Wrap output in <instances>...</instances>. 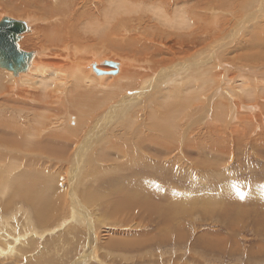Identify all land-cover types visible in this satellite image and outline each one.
I'll return each instance as SVG.
<instances>
[{
    "label": "bare ground",
    "instance_id": "obj_1",
    "mask_svg": "<svg viewBox=\"0 0 264 264\" xmlns=\"http://www.w3.org/2000/svg\"><path fill=\"white\" fill-rule=\"evenodd\" d=\"M191 1L0 0V13L9 10L2 14L26 26L17 44L31 53L26 70L0 66V264H67L72 256L70 264H125L126 258L134 261L129 249L139 248L138 238L146 235L129 233L130 220L145 218L144 229L158 223L166 238V219L179 221L188 213L184 206L196 203L193 208L207 214L235 211L223 208L221 196L205 184L226 176V166L247 144L255 151L264 144V0ZM95 69L105 72L99 76ZM138 84L136 94H144L130 97ZM156 102L161 117L155 116L161 112ZM172 105L182 114L168 122ZM120 108L133 111L122 125L110 119ZM147 129L158 133V141L171 140L176 160L184 144L186 152L200 150L207 158L185 165L159 159L154 165L148 146L136 152ZM33 154L63 157L64 165ZM146 166L203 178V191L179 193L175 185H155L152 176L135 177ZM128 170L135 176L120 180ZM111 174L116 176L105 181ZM91 183L106 192L85 187ZM225 183L214 189L225 194ZM151 194L159 207L150 206ZM108 244L114 249L103 251Z\"/></svg>",
    "mask_w": 264,
    "mask_h": 264
},
{
    "label": "rangeland",
    "instance_id": "obj_2",
    "mask_svg": "<svg viewBox=\"0 0 264 264\" xmlns=\"http://www.w3.org/2000/svg\"><path fill=\"white\" fill-rule=\"evenodd\" d=\"M186 1L187 2L185 4H187V3L190 4L192 2L191 0H186ZM1 9H2V7H1ZM4 12H2V10H1L0 15L4 16L2 14ZM7 12H5L4 14H11V12L9 10ZM0 18H2V17H0ZM109 84H110V82L108 83V85ZM110 85H112V82ZM138 85L136 86L137 89L135 88L136 90L134 88L131 89L133 91H131L132 94H130L131 95L130 97H132L133 95H134L133 98L135 97V95H136V97H142V95L144 93L139 92L140 93V94L138 93L139 95L136 94L137 90L141 89L142 84H138ZM138 87H139V89H138ZM149 89H150V87L147 86V88H146V86H145V88L142 90H149ZM129 98L125 97L124 102L125 103L132 102ZM176 98H178V97H175L172 99H176ZM117 99L118 98H116L115 100H117ZM115 100H113V101H115ZM142 103L143 102L140 101V104H142ZM117 107L118 106H116V108ZM155 107H157L158 109L161 110V104L159 102L155 103ZM130 113L133 114V111L131 109H125L124 110L123 108H120L118 111V114L114 113L110 117V119L112 121L116 120V122L118 121V125H122V123H124L125 121H128L130 119V117H129L130 115H128ZM156 113L158 115H155V116H160V117L163 116L162 110L160 113L156 110ZM181 114H182L181 110L178 111L177 107L172 105L171 113L164 120H168V122H170L171 119L177 121L180 119ZM182 124H184L183 121H182ZM146 132H147V135L143 136L144 140L138 143L139 144V146H138L139 151L138 150L136 151L137 154L138 153L141 154V151H145V146L146 147L148 146L146 148L145 153H148V155H150L151 157L154 156L153 161L159 160V159H167V160H169V162H171L170 158H173V156H172L173 151L172 152H170V151L172 149V146L174 145L171 142V140L169 139L170 140L169 144L166 143L164 140L158 141L155 139L157 134H158L156 131H155V133H153V131H151L150 129H147ZM161 135L162 134L160 133V138L163 137ZM152 138H154V139H152ZM56 139L57 140L59 139L58 141H60V142L64 141L63 138H61V137H58V138L56 137ZM261 139H264V134H262ZM252 146L254 147V145L252 143L247 144L246 149L240 150L238 152V154H237L238 160L234 159V163L232 161V164L230 163V164H228L229 166L228 165L226 166L228 176H227V173L225 170V171H223V173H225L226 176L222 177V178L226 177L225 179L218 177V178H215L213 180L211 178L209 181L210 184L209 183L205 184V186L208 187V189L212 190V192H216L218 195L221 196L220 201L222 200L221 203L223 205L225 204L223 206V208L226 207L225 209H227V207H228L231 209V207H232L233 210L237 211V209H239L237 207L243 205L242 207H244V208L240 207V213H237V215H236L235 211H234L235 213L230 211V210H228L227 212H226V210H224L223 212L222 211L219 212L220 209L219 210L214 209L213 211H209V213L207 214L204 212H199L200 210L198 211L196 208L195 209L197 210V212H195V209L193 207L195 205H197L196 203L193 204L194 206L191 204L190 206H192V207L189 206L190 208L188 206H184V207L188 208V213H185L184 216L181 219H179V221L176 220V218L172 222L169 219H166L167 222L168 221L170 222V223L168 222L169 226H170V231H169L170 233L169 232L162 233V234L166 235V238H161L160 230H158V227H160L158 225V223H156V224L150 223V225H149L150 228H145L146 229L145 230L143 227V225L145 224V218L138 220V221H136L135 219L133 221L130 220L129 225L133 226V228H131L130 226L127 227V230L129 229V233L135 234L137 232V233L141 234V230H142L144 233L146 232V235L141 236V238H138V241H139L138 244H140L139 248L129 249V252L132 255L134 261L131 262L129 259L126 258L128 256H126L125 257L126 259L124 258L126 261L125 264H151L152 262H153L152 264H264V181H263L264 180V144L258 145L256 148V151H255V148H253ZM188 147H189V144H188V146H187V144L183 145V148L185 150L186 155H185V153H183V155L181 154V157H182L181 160L182 161L180 159L176 160L173 158V161L176 160V163H179L177 165H181L182 163H183L182 165H185V163H187L189 160H192V161L194 160V162L195 161L199 162L200 159L202 161V159L204 160L205 157L207 158L206 154H204L200 150L195 151V152H191V153L189 151L186 152ZM215 151L217 152V150H215ZM200 152H202V153H200ZM216 152L213 155H215ZM255 153L258 155H256ZM139 154H138V156H139ZM200 156L201 157L203 156L204 158H201ZM32 159H38L39 161L41 160V162L47 163V164L54 163L60 167H62L64 165L63 164L64 163L63 157H61V159L59 160L58 158L52 159L51 157L46 156L44 154H40V155H38V154L34 155L33 154ZM184 159H186V160H184ZM156 163L157 162L154 161V165H156ZM102 164H104L103 161H102V163H100V166H102ZM177 165L176 164L173 165L175 167V168H173V172H177V170H178ZM148 168H149V166H148ZM149 169H147V166L144 167L143 169L142 168L136 169V172L138 171L136 174L137 176H135V174L133 175V172H134L133 170H128L129 172L125 171V172L121 173V175H120L121 177H123L122 175H124V177L122 179L120 176H117L116 178L120 177V180L123 181V179H126L127 176H129V175H131L132 177H134V176L138 177L139 176L138 174L142 173L143 176L144 175H147L149 177L152 176L151 178L154 181L153 183H155V185L161 184L160 188H163V187L165 188L166 186L168 188H173V186L175 185V192H179V193H181L182 191H185V192L189 191L190 193L195 192V191L197 193H199L198 191H203L204 184H201L203 178L199 179V181H198V179H196V181H192V180H189L186 175H183L184 177L182 175L181 176H179V175L178 176H176V175L170 176L171 173H168V171H170V170H168V169L165 170V168H162V167H155V168L150 169V170ZM174 169H175V171H174ZM251 170H253V171H251ZM148 171L150 172V174ZM126 172H128V173H126ZM189 174L191 175L192 173H189ZM194 174L199 175L200 171L197 170V171L193 172L192 175H194ZM106 176H107L106 179H104L105 181L109 180L111 176L115 177L116 175L114 176V174H111V175H106ZM82 177H84V176H82ZM82 177L79 178L80 180L78 179L80 182L83 181ZM166 177H170V178L167 180ZM198 178H200V177H198ZM60 179L62 180L63 186H64L65 180L62 178H60ZM127 179L129 180V178H127ZM157 180H159V181H157ZM220 180H221V182H220ZM222 180H224V181H222ZM166 182H167V184H166ZM222 182L223 183L227 182V183H225V185H223V186H225V188H223L224 192L228 189L225 192V194H223V195H222L223 191L219 192L218 189H214L220 183L222 184ZM92 184L93 183H91V186H88V187L85 186V187L88 189H90V188L92 189L94 187L96 189L95 184H93V186H92ZM89 185H90V183H89ZM255 187H258L259 189L257 190V188H255ZM193 188H196V190ZM101 190H103V189H98L97 191L99 192ZM106 190L104 189V192H106ZM104 192H102V193H104ZM233 193H235V194H233ZM155 194H156V192H155ZM225 195L228 196V197L226 196L228 200L226 199V197L224 198ZM232 195H234V196H232ZM235 195L237 197L236 199H234ZM151 196L152 197H150V198H151L152 204L150 203V206L155 204L154 207L155 206L159 207L156 202L153 203L154 199H155L154 198L155 195L151 194ZM175 196H177V198H179V196L181 197L182 195L175 194ZM229 196H231V197H229ZM196 197L197 196H194V195L192 196V198H194V199ZM253 199H254V201H253ZM189 200H190V198H189ZM257 200L259 202H257ZM240 201L242 202V204H240ZM198 202H199V200H198ZM186 203H190V202L187 201ZM227 204H232V205H227ZM229 206H231V207H229ZM195 207H197V206H195ZM233 207H235L236 209ZM190 209H191V213H190ZM193 210H194V212H193ZM241 212H243V213L241 214ZM244 212H246V214ZM102 213H99L100 214V216H99L100 218L98 219L99 221L102 218V215H103ZM203 213L207 214V215L204 216ZM210 213H212V216ZM116 216H117V214H111L110 215V218L112 219V221H114V223L119 222V219H116ZM201 216H204V217H201ZM229 218H231V219H229ZM157 220H158V218H157ZM232 220H234V221H232ZM221 222H223V223H221ZM103 223L107 224V220H104ZM172 223L178 224V225H174ZM154 224L157 226H155ZM136 225L138 228H136V227L134 228V226H136ZM171 225H173V226L171 227ZM97 226H98V228L103 229L100 224H98ZM178 227H181V229ZM124 229H125V227H124ZM177 230L179 231L180 234H178ZM157 233H159V234L157 235ZM168 236L169 237L171 236V238H168ZM182 237H184V239L178 241V239H180ZM216 238L218 241L216 240ZM214 241L216 243L218 242V244H217L219 246L218 248H216V247L210 248V247H207L208 245L206 246L207 242L210 244L211 243L214 244ZM199 242H200V244H198ZM201 242H204L205 244L202 245ZM219 242L222 245L221 244L219 245ZM71 247H74V246H71ZM84 249L86 251H89L90 248L86 249V247H85ZM108 249L113 250L114 247L110 244L103 245V251H106ZM100 250L101 249H99L98 252H100ZM121 250H123V247H121ZM73 252H76V249ZM71 253H72V251L69 253L70 256H71ZM81 254L82 253H79L78 255H76V257L80 256ZM102 255H104V258H106V259H108L110 257L109 255L107 256L106 254H103V253H102ZM112 257H113V259H123V256L121 254H112ZM72 259L74 260V256H72ZM99 260H101V258ZM72 261L70 259H67L66 262H67V264H70ZM91 262H93L92 264H95V263L100 264V263H98L100 261H97V262L91 261ZM91 262L87 261L86 263L89 264ZM105 262L107 264L110 262V260L105 261ZM113 264H117V263H113Z\"/></svg>",
    "mask_w": 264,
    "mask_h": 264
},
{
    "label": "water",
    "instance_id": "obj_3",
    "mask_svg": "<svg viewBox=\"0 0 264 264\" xmlns=\"http://www.w3.org/2000/svg\"><path fill=\"white\" fill-rule=\"evenodd\" d=\"M26 29L22 21H16L9 16H3L0 20V66L17 72L26 70L28 67L30 52L18 48L20 33ZM107 64L117 67V62L104 60ZM97 74H104L105 71L95 69Z\"/></svg>",
    "mask_w": 264,
    "mask_h": 264
}]
</instances>
